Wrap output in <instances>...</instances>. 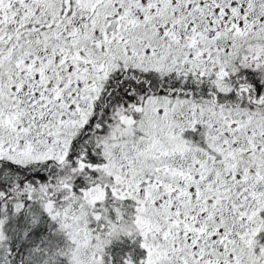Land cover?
Returning <instances> with one entry per match:
<instances>
[{
	"label": "snow or ice",
	"instance_id": "snow-or-ice-1",
	"mask_svg": "<svg viewBox=\"0 0 264 264\" xmlns=\"http://www.w3.org/2000/svg\"><path fill=\"white\" fill-rule=\"evenodd\" d=\"M0 264H264V0H0Z\"/></svg>",
	"mask_w": 264,
	"mask_h": 264
}]
</instances>
